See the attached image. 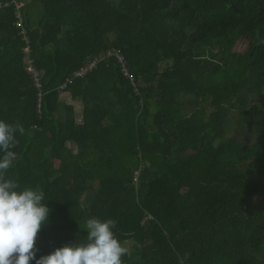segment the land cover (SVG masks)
<instances>
[{
  "label": "trees",
  "instance_id": "trees-1",
  "mask_svg": "<svg viewBox=\"0 0 264 264\" xmlns=\"http://www.w3.org/2000/svg\"><path fill=\"white\" fill-rule=\"evenodd\" d=\"M13 1L41 72L40 110ZM28 1L41 7L36 23ZM258 36L264 0H0V120L25 128L7 178L42 190L61 224L36 259L83 242L96 217L117 221L124 264H264ZM112 49L135 87L105 58Z\"/></svg>",
  "mask_w": 264,
  "mask_h": 264
},
{
  "label": "clouds",
  "instance_id": "clouds-1",
  "mask_svg": "<svg viewBox=\"0 0 264 264\" xmlns=\"http://www.w3.org/2000/svg\"><path fill=\"white\" fill-rule=\"evenodd\" d=\"M257 43L264 44V38L258 36ZM17 133L25 134L21 123L0 120V264H124L123 257L130 253L116 237L117 221L96 217L87 219L83 242L79 239L36 259L38 234L49 223L51 210L42 190L21 189L15 179L7 178L17 159Z\"/></svg>",
  "mask_w": 264,
  "mask_h": 264
},
{
  "label": "built area",
  "instance_id": "built-area-1",
  "mask_svg": "<svg viewBox=\"0 0 264 264\" xmlns=\"http://www.w3.org/2000/svg\"><path fill=\"white\" fill-rule=\"evenodd\" d=\"M13 5L15 6V9H16L14 25L17 29H19V34L23 36V40L26 42V46L23 49L24 64H25L24 71L29 76L31 83H32V87L37 91V109L40 110L41 100H42L41 72H39L35 68L33 61L30 59V49L28 47V38L26 37L27 35L26 30L23 25L22 16L20 14V8L23 5L22 3H18L16 1H13ZM105 58L114 59V61L116 62L118 66L120 73L131 83L133 87H135L134 79L130 75L126 62L124 58L121 56L119 51L112 49L106 53ZM100 61L101 60H98V59L97 60L92 59V60H88L87 62H85L84 65L79 70H77L75 73L72 74L71 78L66 80V84H69L72 80L84 78L87 74H89L91 71H94L96 69ZM65 87L66 85L61 87L59 90L62 92L65 89Z\"/></svg>",
  "mask_w": 264,
  "mask_h": 264
},
{
  "label": "rangeland",
  "instance_id": "rangeland-1",
  "mask_svg": "<svg viewBox=\"0 0 264 264\" xmlns=\"http://www.w3.org/2000/svg\"><path fill=\"white\" fill-rule=\"evenodd\" d=\"M27 4V10L31 16V21L36 23L38 21V19L42 16V10L39 4H33L30 3L29 1L26 3ZM247 43V39H243L242 42L240 44H246ZM236 50L241 51L242 48L240 45H238L236 47ZM76 106V120L78 122V120L80 119V107H78V105ZM262 106L264 107V98H263V103ZM233 117H235V113H233ZM262 138L264 137V133L261 136ZM167 145H171L172 142H167ZM241 159H243V157H241ZM54 166L57 167L58 163L54 162ZM264 228V227H263ZM61 229V224L60 222L53 216H49V223L40 231V233L38 234V238L36 241V247L39 245V243L48 236H54L56 235Z\"/></svg>",
  "mask_w": 264,
  "mask_h": 264
},
{
  "label": "crops",
  "instance_id": "crops-1",
  "mask_svg": "<svg viewBox=\"0 0 264 264\" xmlns=\"http://www.w3.org/2000/svg\"><path fill=\"white\" fill-rule=\"evenodd\" d=\"M61 101H62L64 104H66V105H73V106L75 107V110H76V106H75V105H77V104L71 102L70 99H69L67 96L62 95V97H61Z\"/></svg>",
  "mask_w": 264,
  "mask_h": 264
}]
</instances>
